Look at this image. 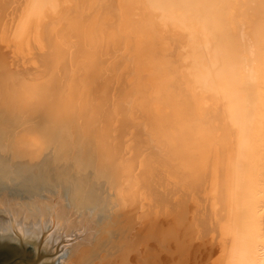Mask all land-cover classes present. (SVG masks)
Segmentation results:
<instances>
[{"label":"bare ground","instance_id":"1","mask_svg":"<svg viewBox=\"0 0 264 264\" xmlns=\"http://www.w3.org/2000/svg\"><path fill=\"white\" fill-rule=\"evenodd\" d=\"M12 3L0 0V24ZM22 4L20 28L39 63L10 53L0 37V231L37 225L52 238L70 237L60 264H122L129 249L141 254L135 264H179L184 239L209 231V210L189 201L203 195L209 162L227 208L223 264H264V0ZM86 8L110 13L121 35L107 33L104 20L90 28L81 20ZM124 43L146 62L135 72L157 103L146 84L117 82L120 64L116 72L105 66ZM25 109L33 117L18 130ZM78 124L87 147L65 161L61 140L67 149V131ZM55 155L61 164L50 158L39 168ZM82 177L99 194L82 191ZM137 204L143 210L133 221Z\"/></svg>","mask_w":264,"mask_h":264},{"label":"rangeland","instance_id":"2","mask_svg":"<svg viewBox=\"0 0 264 264\" xmlns=\"http://www.w3.org/2000/svg\"><path fill=\"white\" fill-rule=\"evenodd\" d=\"M12 2L13 3L11 5L10 9L8 10V13H6V15H5V22L7 24L4 25L3 22L0 24V37L3 35L2 36V39H3L2 44L8 48V51L10 53H13L17 56L22 57L23 60L27 61V59H28L31 65L36 66L39 63V59L37 58V56L34 55L36 52L34 49L35 46L33 45L34 40H33L32 36H25V31H23V29L20 28L22 11H23V8L25 6H24V4H22V6L20 5L21 0H12ZM99 9H101V10H99ZM88 10H89L88 8L82 10L81 20L86 17L85 19L87 20V24L90 25V28H92V26L95 24L103 23V20H104V23L107 26V33L117 32L119 35H121L122 25L120 27H118L117 23H115L114 17L110 13H106L105 10L102 8H98L97 10L92 9V10H94L93 12L88 11ZM88 14H90V15L88 16ZM128 35L129 34L126 35V38ZM72 40L75 41L76 38L72 37ZM117 48L118 49H115L113 51L114 53H111V54L109 53V55L105 57L106 62H107L105 66L107 68H109L110 70L114 69V71L116 72L117 66L120 64L121 66L119 67V69L115 73V76H118L117 82L122 83L124 88H126L128 85L132 86V83H134L135 81H136V84H138V83L146 84L147 89H149V94L152 95V96L149 95V96H151L150 99L153 102L157 103V100L153 99L154 93L152 92L151 85L148 84L146 81H145V83L143 81H141L139 78L138 72H137V74L135 72V70H136L135 67L138 68L139 66H141V68H146V62L142 61L141 58L136 57V55L134 53V49L131 48V45L129 43H127V44L124 43L123 46H120V47L117 46ZM142 72H145V69ZM145 76H146V74H145ZM155 77H157V76L152 75V76H149L148 79L149 80H151V78L156 79ZM114 85L117 86L116 83ZM138 85H136V86H138ZM114 88H116V87H114ZM155 95L158 96V94H155ZM136 96H137V94H136ZM127 100H129V98ZM117 106L122 107V110H124L125 112H129V110L132 108V106L130 104H127V102L126 103L121 102ZM133 107H135L134 104H133ZM137 108H139V107H135V109H137ZM127 109H129V110H127ZM135 109H133L132 111H135ZM29 113H30V110L25 109L24 111L20 112L18 117H16L17 118L16 120H18V121H16L18 130L23 127V124L26 122L25 120H27L30 117L31 118L33 117V114H29ZM75 130H76L75 132L73 130L70 132L67 131V135H69V136H67V138L70 139V140H68V142H71L70 146L66 149V147H65V142H66L65 139L66 138H63V140H61L62 144L60 143L61 149H60V147L58 149L60 152H63L62 155H66L63 158L65 161L71 160V157L77 155V153L81 154L82 149L87 147L84 145L83 138H82L83 137L82 136V130H81L79 124H78V128ZM66 145H67V143H66ZM89 147H91V149H93L92 145ZM62 155L50 156V157H48V159L40 160L41 162L39 163V166H40L39 168L43 169L47 165V163H51L52 161L49 160L50 158H52V160L55 161L56 163L61 164ZM208 165H209V162H206V166L204 167V181H203V189H202L203 195L201 197H199L197 194H195V195L191 194V195H189V201H190V204L194 210H197V209L202 210L205 207H207V209L209 210V216H210L209 231L206 233V235L203 239H200L198 235H195V236L191 235V237H186L184 239V240L188 241L186 244V252H185L186 257L184 255V257H182L183 262H181L179 264H223V262H224L223 261V251H224L225 247L227 246V241H228L226 239V237H228V234L226 231V227L228 224V222H227L228 218L226 215L227 208H226V206H225V208H223V205H222L223 202L221 203V201L219 200L220 196L218 195V188L216 186V183L208 175V172H209L208 171V169H209ZM66 166H71V164L66 165ZM44 172L46 174H48L49 171L45 170ZM135 172H137V171H135ZM63 175L65 177V179H63V180L65 181V183H67L68 179H66V178L68 175L67 174H63ZM173 175L174 176L171 175V178L175 182H178L180 179L177 176V174L174 173ZM131 178H133V177H131ZM86 179L88 182L86 181ZM85 181L87 183H84ZM132 182L134 183V180ZM89 183L90 182H89L88 178H83V177L81 178L80 185L83 187L82 191L85 190L86 188L87 189L90 188L89 190H92L96 194H99L98 188L93 187L91 183L89 185ZM36 186L37 187H34L35 188L34 192H36V193L38 192V194L40 195L41 190L43 191V189H44V187H43L44 185H41V183H40ZM13 187L18 188L17 186L13 185L11 187L9 186L8 190L11 191ZM40 187H42V188H40ZM91 187H93V188H91ZM94 190H96V191H94ZM132 190H135V188L133 187ZM174 194L176 196H179V192L176 190H175ZM31 197H33V196H30L28 198L30 199ZM28 198H27V200H28ZM140 205H141V203H140ZM137 208H136L137 211L135 212V214H133V217H132L133 221H136V218H137V220H139L138 217L143 210V209L142 210L140 209L138 204H137ZM222 214H225V216L222 217L223 219L222 218L220 219ZM115 216H116V220H117L116 223L120 224V219H121L122 215H119V213H118ZM135 225L133 226V228L135 227ZM216 225H219V227L216 228ZM181 227H177V230H178L177 233L179 235H182L184 232V230ZM130 234H131V232H129V235ZM115 235L117 236L115 238V240H116L119 235L118 234H115ZM66 238L71 239L70 237H66ZM66 238H64V239L62 238L64 240L63 241L64 246H63V250H62L63 253H61V255H60V259L58 261V264H60L61 261L63 259H65L64 249L66 248V244L70 243L69 241L68 242L65 241ZM167 239L168 240L166 241L165 248L169 250L170 248H172L174 241L172 239H170V237H168ZM115 240H113V242H111L110 245H114L113 243ZM100 254L104 255L105 251H100V253L98 255H100ZM138 254H139V252L136 249L127 250L124 254L125 258H124V260H123L124 262L122 264H135V261L138 260L139 255L141 256V254H139V255ZM114 257H115V255L112 254V255H109L105 260H113L112 258H114ZM99 260L100 259L97 258L94 260V262H97Z\"/></svg>","mask_w":264,"mask_h":264},{"label":"water","instance_id":"3","mask_svg":"<svg viewBox=\"0 0 264 264\" xmlns=\"http://www.w3.org/2000/svg\"><path fill=\"white\" fill-rule=\"evenodd\" d=\"M11 231V230H7ZM6 231H0L3 235ZM15 235V233H13ZM50 248L47 252L34 255L29 248L10 243L0 244V264H58L63 250V241L49 238Z\"/></svg>","mask_w":264,"mask_h":264},{"label":"snow or ice","instance_id":"4","mask_svg":"<svg viewBox=\"0 0 264 264\" xmlns=\"http://www.w3.org/2000/svg\"><path fill=\"white\" fill-rule=\"evenodd\" d=\"M53 235L54 233L52 231L45 233L42 227L37 225H19L18 228L14 227L11 231H6L3 235H0V244L7 242L29 248L34 255H37L40 252L49 251V238Z\"/></svg>","mask_w":264,"mask_h":264}]
</instances>
